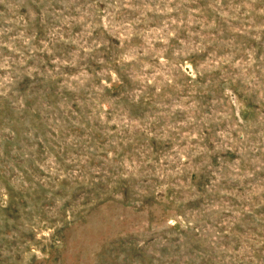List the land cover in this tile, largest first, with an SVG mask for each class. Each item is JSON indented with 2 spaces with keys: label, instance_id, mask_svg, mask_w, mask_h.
Returning <instances> with one entry per match:
<instances>
[{
  "label": "rangeland",
  "instance_id": "374dc122",
  "mask_svg": "<svg viewBox=\"0 0 264 264\" xmlns=\"http://www.w3.org/2000/svg\"><path fill=\"white\" fill-rule=\"evenodd\" d=\"M0 264H264V0H0Z\"/></svg>",
  "mask_w": 264,
  "mask_h": 264
}]
</instances>
